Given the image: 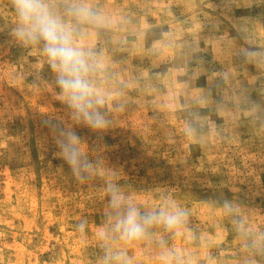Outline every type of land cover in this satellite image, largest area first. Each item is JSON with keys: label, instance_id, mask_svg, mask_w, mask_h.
<instances>
[{"label": "rangeland", "instance_id": "1", "mask_svg": "<svg viewBox=\"0 0 264 264\" xmlns=\"http://www.w3.org/2000/svg\"><path fill=\"white\" fill-rule=\"evenodd\" d=\"M75 2L49 0L61 15ZM82 2L103 18L78 41L113 93L103 133L70 119L55 73L14 38L0 0V264H103L106 250L162 264L161 239L184 264H264V69L238 55L264 50V0ZM49 117L102 160L84 182L57 155ZM108 183L143 211L179 206L184 234L154 226L124 243L106 221Z\"/></svg>", "mask_w": 264, "mask_h": 264}, {"label": "clouds", "instance_id": "2", "mask_svg": "<svg viewBox=\"0 0 264 264\" xmlns=\"http://www.w3.org/2000/svg\"><path fill=\"white\" fill-rule=\"evenodd\" d=\"M235 0H229V4ZM15 18L12 35L23 46L38 47L50 69L55 73V85L59 89V99L69 110L70 119L76 125H83L97 133H103L112 121L104 110L113 98V93L99 84L103 73V62L91 48H84L78 42L83 25L101 26L102 16L82 0L68 6L61 15L55 11L49 0H10ZM67 17L68 19H66ZM239 57L245 63H253L264 69V50L253 46L241 47ZM119 93H116L118 95ZM256 106L251 111L256 112ZM58 148L57 155L68 165L77 182H84L102 163L100 157L91 158L82 138L72 127H66L60 120L51 117L44 120ZM109 211L106 221L109 231L126 244L145 239L148 229L162 226L174 236H182L185 231L187 213L175 204L143 211L135 202L127 198L120 187L108 183ZM225 207H229L225 202ZM77 227L83 231L85 222ZM102 235L107 238L106 233ZM162 264H184L182 257L167 247L166 241H159ZM131 264L122 251L106 250L103 264Z\"/></svg>", "mask_w": 264, "mask_h": 264}]
</instances>
